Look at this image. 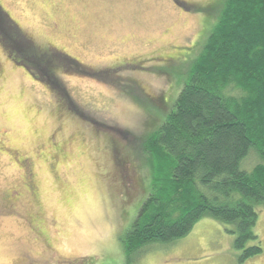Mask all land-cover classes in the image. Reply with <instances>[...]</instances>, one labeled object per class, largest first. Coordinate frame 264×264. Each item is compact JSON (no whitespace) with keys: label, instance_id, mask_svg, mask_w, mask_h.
I'll list each match as a JSON object with an SVG mask.
<instances>
[{"label":"rangeland","instance_id":"rangeland-1","mask_svg":"<svg viewBox=\"0 0 264 264\" xmlns=\"http://www.w3.org/2000/svg\"><path fill=\"white\" fill-rule=\"evenodd\" d=\"M224 1L0 0V197L22 196L17 215L0 209V264H264L262 204V253L244 261L232 226L208 218L130 257L122 244L151 180L142 141L172 109ZM63 53L99 75L72 72ZM256 163L251 154L241 166Z\"/></svg>","mask_w":264,"mask_h":264},{"label":"trees","instance_id":"trees-1","mask_svg":"<svg viewBox=\"0 0 264 264\" xmlns=\"http://www.w3.org/2000/svg\"><path fill=\"white\" fill-rule=\"evenodd\" d=\"M221 6L172 109L142 141L151 180L122 236L127 257L180 239L206 218L232 226L240 261L262 253L254 207L264 205V0H225ZM3 18L18 45L24 36ZM0 42L7 44L4 35ZM20 46L13 48L19 56L29 44ZM61 56L76 74L99 75ZM36 59L22 56L26 63H18L28 73ZM251 154L257 163L248 171L241 165Z\"/></svg>","mask_w":264,"mask_h":264},{"label":"flooded vegetation","instance_id":"flooded-vegetation-1","mask_svg":"<svg viewBox=\"0 0 264 264\" xmlns=\"http://www.w3.org/2000/svg\"><path fill=\"white\" fill-rule=\"evenodd\" d=\"M176 5H179L178 2H174ZM173 4V5H175ZM180 6V5H179ZM58 28H59V23H56L53 21V30L55 32H58ZM74 60V59H73ZM159 60V59H157ZM76 61V60H75ZM77 62V61H76ZM79 65H81L79 62H77ZM82 66V65H81ZM25 164L27 162V160H24ZM27 165V164H26ZM24 179H23V186H24V190L27 194V197L30 198L31 200H33L35 198V194H36V187L33 183V175L31 173V171L25 167L24 168ZM0 200L2 202V205H0V209L3 211H7L8 215L11 214V216H13V214L17 213L15 212L16 209V204L20 203V200H22V196L21 194L18 192V190L15 189H10V191H6L3 192V194L0 197ZM26 223H28V220L23 218Z\"/></svg>","mask_w":264,"mask_h":264}]
</instances>
